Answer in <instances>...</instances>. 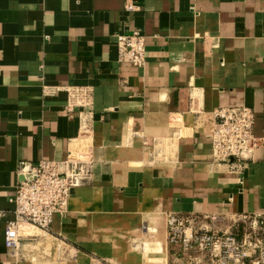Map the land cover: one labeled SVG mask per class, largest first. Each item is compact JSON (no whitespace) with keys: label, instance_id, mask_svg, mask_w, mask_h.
I'll return each instance as SVG.
<instances>
[{"label":"crops","instance_id":"crops-1","mask_svg":"<svg viewBox=\"0 0 264 264\" xmlns=\"http://www.w3.org/2000/svg\"><path fill=\"white\" fill-rule=\"evenodd\" d=\"M133 30L143 67L119 61L117 37ZM77 89L90 92L83 112L69 109ZM243 106L262 145L235 170L215 161L214 112ZM69 151L93 157L90 179L47 235L7 248L20 164ZM172 215H264V0H0V264L54 261L55 236L118 264L123 252L145 264L144 242L158 264H188L168 243ZM63 250L69 264L84 255Z\"/></svg>","mask_w":264,"mask_h":264},{"label":"built area","instance_id":"built-area-1","mask_svg":"<svg viewBox=\"0 0 264 264\" xmlns=\"http://www.w3.org/2000/svg\"><path fill=\"white\" fill-rule=\"evenodd\" d=\"M125 9L136 12L139 8L127 4ZM117 51L122 64L143 67L147 62L146 36L137 30L118 35ZM69 96L70 111L76 108L83 112L91 106L90 92L86 89L72 91ZM83 118L82 128L88 132L90 124L86 116ZM214 118L215 161L235 170L243 169L262 145L254 133V110L246 106L220 108L214 112ZM149 143L144 139L145 146ZM93 164L89 153L72 151L60 161H45L37 166L21 163L18 174L22 181L10 200L14 210L13 218L5 225V246L17 248L23 238L20 232L26 225L48 232L55 214L67 208L72 190L90 179ZM241 217L257 220L252 229L237 234L215 231L191 216L172 215L168 219V243L188 256V264H264V215ZM94 264L114 263L98 260Z\"/></svg>","mask_w":264,"mask_h":264},{"label":"rangeland","instance_id":"rangeland-1","mask_svg":"<svg viewBox=\"0 0 264 264\" xmlns=\"http://www.w3.org/2000/svg\"><path fill=\"white\" fill-rule=\"evenodd\" d=\"M149 140V146L152 148V139H147ZM145 146V145H144ZM150 157L154 155L153 151L150 149L147 150ZM198 221L201 222V225H206L210 228H212L215 231H220V232H236L237 234H242L244 233V231L250 230L253 227V223L255 220H257L254 217H248V218H244V217H238V216H223V215H210L208 218H198ZM258 221H261L258 219ZM168 228V227H167ZM154 228H151L150 231L155 234ZM27 232L31 233L32 235L35 234H43V232H39L38 230L35 229H30ZM50 232V230L48 231V233ZM47 233V234H48ZM168 233L169 230H168ZM44 234V235H47ZM59 241H61V245L65 248H67V246H69L70 248H72L73 246H76V250L81 251L84 255L82 256L81 260L77 263V264H86L85 260L87 259V257L90 258V264H94L96 261L98 260H109L111 262H113L114 264H118L115 260L106 257V256H101L92 252H89L88 250H86L83 247H79V245L75 244L74 242L70 241L69 239H67L64 236H55ZM72 238H74V236H72ZM158 241H155V244H158ZM59 246V244L57 242H55L54 244L51 245L52 250H53V258L54 261L45 263V264H58L59 262L62 264H69L68 262H66V252L65 250H63V247ZM154 246L155 245H151L148 242H144L142 243V247L144 248L145 251H147L146 253H144V251L142 250V248L140 247V250L142 252V262H144L145 264H158V262H155V259H153V257L155 256L154 254ZM55 250V252H54ZM139 250V249H138ZM113 254H117L115 249L112 250ZM123 252V251H121ZM127 255L126 258L124 259H119V261H121L122 264H130V256H132V254H129L127 252H123ZM183 253V252H181ZM154 254V255H153ZM184 254V253H183ZM195 255H199V254H195ZM87 256V257H86ZM116 256V255H115ZM186 256V260L190 261V259L188 258V256L185 254ZM156 258H158V256H156Z\"/></svg>","mask_w":264,"mask_h":264},{"label":"bare ground","instance_id":"bare-ground-1","mask_svg":"<svg viewBox=\"0 0 264 264\" xmlns=\"http://www.w3.org/2000/svg\"><path fill=\"white\" fill-rule=\"evenodd\" d=\"M72 152H75V151H72ZM30 229H35V230H38L39 232H43V233H46V234L48 233V232L40 230V229H38V228H36L34 226H30V225L24 226L20 233L22 234L23 237H32L33 235L31 233L27 232Z\"/></svg>","mask_w":264,"mask_h":264}]
</instances>
